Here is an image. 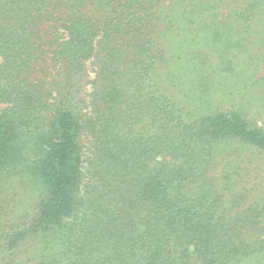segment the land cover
Instances as JSON below:
<instances>
[{
  "label": "trees",
  "instance_id": "obj_1",
  "mask_svg": "<svg viewBox=\"0 0 264 264\" xmlns=\"http://www.w3.org/2000/svg\"><path fill=\"white\" fill-rule=\"evenodd\" d=\"M0 104V264H264V0H0Z\"/></svg>",
  "mask_w": 264,
  "mask_h": 264
},
{
  "label": "rangeland",
  "instance_id": "obj_2",
  "mask_svg": "<svg viewBox=\"0 0 264 264\" xmlns=\"http://www.w3.org/2000/svg\"><path fill=\"white\" fill-rule=\"evenodd\" d=\"M3 105L2 104H0V107H2ZM20 190L22 191V188H19L18 187V189H17V191L15 192V193H13V194H15V200H14V202H13V204L14 203H16V205L17 206H19V204H21V207H22V205H23V203H25L26 202V200H27V196L25 197L23 194H22V192H20Z\"/></svg>",
  "mask_w": 264,
  "mask_h": 264
}]
</instances>
